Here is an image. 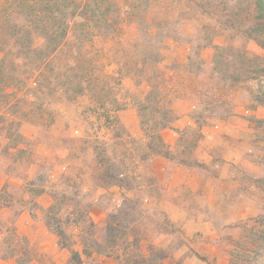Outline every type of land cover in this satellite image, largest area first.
<instances>
[{
  "label": "rangeland",
  "instance_id": "rangeland-1",
  "mask_svg": "<svg viewBox=\"0 0 264 264\" xmlns=\"http://www.w3.org/2000/svg\"><path fill=\"white\" fill-rule=\"evenodd\" d=\"M68 2L58 49L35 63L33 77L7 89L20 101L13 115L20 125L10 139L12 129L0 124V190L13 196L0 217V264H23V254L29 264H79L73 251L82 264H264V253L255 255L264 243L251 239L262 231L253 220L264 215V106L249 94L260 86L223 80L237 64L229 56L214 64L218 48L264 63L250 7L242 0H107L104 23L85 10L98 0ZM46 44L33 34L34 50ZM16 52L0 47V61ZM177 100L194 124L179 133L175 150L165 144L167 158L191 170L165 183L147 162L165 157L156 136L179 118ZM207 125L220 127L208 137ZM215 133L219 143L205 145L209 162L199 163L198 144ZM169 200L182 209L163 211Z\"/></svg>",
  "mask_w": 264,
  "mask_h": 264
},
{
  "label": "trees",
  "instance_id": "trees-1",
  "mask_svg": "<svg viewBox=\"0 0 264 264\" xmlns=\"http://www.w3.org/2000/svg\"><path fill=\"white\" fill-rule=\"evenodd\" d=\"M242 1L250 7L248 17L255 20V31L260 34V38H257V40L264 46V0ZM68 4V0H0V47L14 46L17 50L15 55H6L0 61V124L2 128L5 126L9 130L12 129L13 132H9L10 139L13 137L17 138L19 135L17 127L20 123L14 120L15 117L13 115L17 113L16 106L19 105L20 101L7 89L12 85H21L25 83L26 80L33 77L32 72L34 69L38 68L35 63L45 60L47 56H50L54 53L53 51L58 49L57 47H59L60 41L63 40L67 34V29L63 25L62 18L65 12L64 9ZM94 7L95 9L92 10L91 2H89L85 5V10L87 12L91 11V15L93 12V14L99 13L100 22L105 23L107 13L111 11L112 4H108L107 0H98ZM19 18H21L22 21H19ZM34 33L45 36L47 44L44 49L37 51L32 48V36ZM225 56L233 58L237 64L234 72L230 76L223 74L222 79L234 83H244V79L247 82H256V86H260L259 91L256 90L255 92V90L249 89V94L251 99L258 105L264 106V63H261L259 58H249L244 55L243 52L234 50L233 48H218L214 59L215 67L225 64ZM14 57L21 63H16ZM32 83L36 84V80H33ZM156 98L158 103H160L159 97L157 96ZM115 110L118 112L120 109L116 108ZM110 119H112V116ZM170 123L171 121L167 120L165 124L160 125L159 130L161 131L168 127ZM258 123H264V121H258ZM112 124L115 126L120 124L117 116L112 119ZM160 131L156 136L159 148L157 154L169 157L170 152L166 149ZM12 199L13 196L11 193L5 189L0 190V217L2 212L12 207ZM116 219L117 215L113 214L109 216L107 220V237L111 245L115 243V238L118 236L114 234V232L118 231L112 223V220ZM259 221L262 231H260L259 234H255L254 238L251 239L264 243V215L253 220L255 224ZM92 226H95V224ZM115 226L118 227V225ZM57 233L59 237L62 238V233ZM248 239H250V237L247 238V240ZM24 240V245L28 246L27 240ZM131 245L135 246L134 242L131 243ZM15 248L16 244L8 247L9 250ZM11 252V256L15 257V251L12 250ZM263 253L264 250L259 249L255 254L256 258L259 259ZM151 254H153V250H151ZM137 257L144 261L147 260L149 256H141L138 254ZM232 257L234 258V255H232ZM71 261H78L79 264H82L81 256L76 251L72 252ZM19 262L29 264L31 259L28 257L26 258V255L23 254V258H21ZM136 262L138 261L136 260Z\"/></svg>",
  "mask_w": 264,
  "mask_h": 264
},
{
  "label": "crops",
  "instance_id": "crops-1",
  "mask_svg": "<svg viewBox=\"0 0 264 264\" xmlns=\"http://www.w3.org/2000/svg\"><path fill=\"white\" fill-rule=\"evenodd\" d=\"M180 107L185 108V102L181 101V100H177L173 103V109L174 111L177 113L178 115V119L171 125V128L165 129L161 132V136L163 138L164 143L168 146V148L170 149V151L172 152L173 150H175V147L177 146V143L179 142V133L184 131L186 128H188L189 126H192L193 120L191 119V117L189 116V112H187L186 110L182 109V113L179 112ZM120 118L121 120H123L122 118V114H120ZM238 119V117H232L230 119H228L227 121H224V123L221 126V128H224L226 125L231 124L233 121H236ZM220 126H210L207 125L206 127L203 128V134L204 135H208V137H210L211 135H213L214 131L216 132V129L219 128ZM191 128V127H189ZM217 133V132H216ZM215 133V134H216ZM217 134L215 136H213L211 139L208 140L204 139L205 141L201 142V144L199 143L196 150H195V159L199 162V163H208L209 160H207V155L205 152L206 149V144L208 143H212L214 140V144L215 143H219L217 140ZM206 140H208L206 142ZM148 167L153 170H159V174H153L155 175H160L161 177H163V181L166 183L168 180L172 181V180H182V177L184 173H189L190 172V167H187L185 164H183L182 162H177L175 161V159H170L167 157H162V156H155L153 158H151L148 162H147ZM153 176V177H154ZM168 187L167 184H164L163 186L160 187ZM181 207L178 206L177 203L173 202L172 200H169L167 202V204H162V210L165 212H172V211H178L180 210ZM182 209V208H181Z\"/></svg>",
  "mask_w": 264,
  "mask_h": 264
}]
</instances>
